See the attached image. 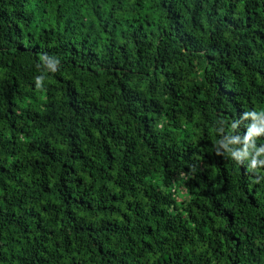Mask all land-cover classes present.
Wrapping results in <instances>:
<instances>
[{
    "label": "trees",
    "instance_id": "16d2710c",
    "mask_svg": "<svg viewBox=\"0 0 264 264\" xmlns=\"http://www.w3.org/2000/svg\"><path fill=\"white\" fill-rule=\"evenodd\" d=\"M0 264H264V0H0Z\"/></svg>",
    "mask_w": 264,
    "mask_h": 264
},
{
    "label": "clouds",
    "instance_id": "9594fccd",
    "mask_svg": "<svg viewBox=\"0 0 264 264\" xmlns=\"http://www.w3.org/2000/svg\"><path fill=\"white\" fill-rule=\"evenodd\" d=\"M55 63H57V62H49V64H48L49 68H51L53 71L56 70V69H55ZM37 83H38V85H39V79H38Z\"/></svg>",
    "mask_w": 264,
    "mask_h": 264
}]
</instances>
